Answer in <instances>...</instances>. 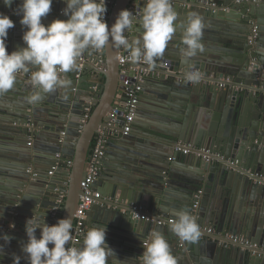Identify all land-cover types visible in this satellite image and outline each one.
Returning a JSON list of instances; mask_svg holds the SVG:
<instances>
[{
  "label": "water",
  "instance_id": "95a60500",
  "mask_svg": "<svg viewBox=\"0 0 264 264\" xmlns=\"http://www.w3.org/2000/svg\"><path fill=\"white\" fill-rule=\"evenodd\" d=\"M172 2L181 20L191 13L204 19V51L196 57L182 56L179 30L158 61L169 65L158 64L152 71L140 62L120 64L119 55L127 52L109 43L104 62L99 51L86 52L80 69L66 74L72 81L67 100L63 92H57L29 104L28 76H19L12 90L0 94V139L4 144H0V156L19 162L15 169H0V235L11 238L9 243L0 240L4 245L0 264H13L14 254L21 256L20 264H27L21 244L27 241L26 219L33 214L46 212L49 225L69 217L74 233L81 181L96 134L103 127L113 128L118 138L108 143L93 183L103 197L91 206L86 218L88 222L90 218L100 220V227H106V243L118 247L112 248L115 254L108 264H140L141 240L154 228L164 234L178 264H264V255L241 243H226L217 233L228 230L264 245V182L254 177L264 174V0ZM20 3L15 0L6 7L0 0V13L10 14ZM143 3L106 0L109 28L120 10L137 13ZM65 7L64 0H53L50 14L42 22L66 20L60 13ZM15 17L17 23L6 41L9 53L24 46L22 16ZM192 65L201 75L195 83L183 79ZM137 70H145L143 90L154 95L149 112L152 120L148 125L144 120L133 121V132L123 135L128 99L125 80L133 78ZM224 78L230 80L220 86ZM89 107L92 112L85 121ZM114 108L118 115L109 126ZM139 115L137 112V119ZM29 122L33 132L25 125ZM29 137L34 138V147L26 150L23 145ZM181 143L209 149L223 158L207 161L190 153L173 159L175 147ZM230 159L239 163L233 166ZM108 165L113 168L105 171ZM198 196L203 199L194 209ZM134 206L149 219L134 217ZM182 209L195 216L200 227H213L216 232L201 229L200 239L191 244L180 241L170 231V224L158 223L161 216H176Z\"/></svg>",
  "mask_w": 264,
  "mask_h": 264
},
{
  "label": "clouds",
  "instance_id": "9594fccd",
  "mask_svg": "<svg viewBox=\"0 0 264 264\" xmlns=\"http://www.w3.org/2000/svg\"><path fill=\"white\" fill-rule=\"evenodd\" d=\"M14 2L3 0L6 7ZM64 2L66 7L62 15L67 19H55L45 25L42 21L50 14L53 0H21L15 11L22 16L24 46L11 53L6 41L15 24L8 15L0 13V94L12 90L20 74H25L29 76L27 83L32 89L27 97L29 104L35 105L45 95L57 92H63V99L67 100L72 81L66 74L80 69L86 52L101 51L109 43L125 50L129 62L146 65L147 71L157 68V62L163 59L178 30L182 33L184 47L180 51L184 58H194L204 51L202 37L206 25L203 17L191 13L181 20L172 0H144L137 13L122 9L110 28L105 20L106 0ZM137 32L139 35L129 36ZM183 79L195 83L201 75L192 65L184 72ZM170 231L180 241L191 244L198 242L202 235L196 217L184 209L176 213ZM25 232L27 241L21 244V251L27 264H108L115 254L106 243V227H92L82 243L76 242L69 217L49 225L46 212L33 214L26 219ZM10 239L7 234L0 235L5 243ZM141 242L140 264H178L167 239L158 229H152ZM3 247L0 244V250ZM20 261L21 256L14 254L13 264H20Z\"/></svg>",
  "mask_w": 264,
  "mask_h": 264
},
{
  "label": "built area",
  "instance_id": "2783aa9c",
  "mask_svg": "<svg viewBox=\"0 0 264 264\" xmlns=\"http://www.w3.org/2000/svg\"><path fill=\"white\" fill-rule=\"evenodd\" d=\"M240 1V0H237ZM105 20L108 21V15L107 12L105 14ZM254 33H256L257 28L255 27L253 29ZM100 52V59L104 62L103 52L104 49L99 51ZM127 55L122 56L119 55V62L120 64H124L127 59ZM158 63V62H157ZM159 65L163 67H167L169 64L168 62H161L158 63ZM123 72L126 73V70L123 69ZM144 73L145 70H137L136 75H134L133 78L127 77L125 80V85H127V101L124 104L125 108V125L122 129L123 135H129L132 132L133 129V121L137 115L138 111V103L140 99L141 92L143 90V82H144ZM21 77L28 76L25 74H20ZM29 77V76H28ZM230 78H224L223 82L220 83V86H224L225 82L229 81ZM92 112V107L87 108V113L85 114V120H88V117L90 116ZM118 109L114 108L111 111V117L113 118L109 122V126L114 125L115 118L117 117ZM28 130L33 132L34 131V125L33 123L29 122L27 124ZM116 131L113 128H100L99 132L96 134L95 137V144L91 150V155L88 160L87 166H86V176L81 181V188H82V194L80 195L79 205L77 207L76 213H75V230H74V238L76 242H80L83 239V236L86 231V213L91 208L93 204H97L102 199V192L99 190H96L93 186L94 181L97 179L99 171H100V162L102 157L106 154V147H107V136L108 135H114ZM64 134V132L62 133ZM29 144H32V142H29ZM190 153H193L197 156H202L207 161L211 160H218L220 158H223L219 153L212 152L209 149L199 148L197 146H193L190 144H178L175 147V154L173 156V159H176L177 156L180 154L182 155H188ZM231 165L236 166L239 161L238 160H229ZM73 160L68 161V165L72 166ZM254 177L259 180L260 182H264V174L263 173H255ZM198 199H200V196H198ZM60 203L64 201V196L62 195L60 199L58 200ZM198 200L194 204V208H197L199 206ZM134 209L136 212H134V217L136 218H143V219H149L148 215L146 213L140 212L141 208L138 206H134ZM175 218L173 217H164L161 216V218L158 220L159 224H171V222ZM201 229H203L206 232L213 233L214 229L212 227H206L201 226ZM228 240L233 241L235 243H241L245 247L249 248L253 253H256L258 255H264V245H260L258 243L250 241V239L235 235V234H229L227 235Z\"/></svg>",
  "mask_w": 264,
  "mask_h": 264
},
{
  "label": "crops",
  "instance_id": "0c3cea01",
  "mask_svg": "<svg viewBox=\"0 0 264 264\" xmlns=\"http://www.w3.org/2000/svg\"><path fill=\"white\" fill-rule=\"evenodd\" d=\"M11 13L10 14H7L8 16H10V19H12L13 18V22H14V24H16L17 23V17L19 18L20 16H17V17H15L17 14H16V12L14 11V10H11L10 11ZM61 14H62V12H60ZM12 15V16H11ZM15 15V16H14ZM153 94L152 93H150V92H145L144 90H142V92H141V95H140V99H139V103H138V115H139V119H137V116L135 117V119H134V122L136 121V122H139V123H141L142 122V120H144L143 121V123L144 124H146V125H148V122L149 121H151L152 119H150V116H149V112H150V108H152L153 106H152V104H153ZM13 122H14V120H12ZM85 121H87V120H85ZM12 122V123H13ZM156 123H159V124H163V125H165V126H168V127H170V124H168V123H165V122H158V121H156ZM17 123L15 122L13 125H16ZM28 124V123H27ZM27 124H25L26 125V127H27ZM19 125V124H18ZM21 128H23V126H20ZM135 129V125H133V129H132V132H133V130ZM140 131H145V127L144 128H142V129H140ZM118 137H115V134L114 135H108L107 136V145H108V143L110 144V142H111V140H115V139H117ZM29 140L28 141H26V143L23 145V148H25L26 150H31V149H33V147H34V138L33 137H29L28 138ZM29 142H32V144H29ZM1 143H3V140L2 139H0V144ZM113 144V143H112ZM1 146L3 147L4 146V144H1ZM111 146H113V145H111ZM18 147H20V148H22L21 146H18ZM92 150V149H91ZM114 151H116V150H114ZM117 152V151H116ZM115 157H117V156H115ZM183 158H186V157H183ZM19 166V162H16V161H14L13 159H9V158H4V157H1L0 156V169H2V168H9V169H11L12 167L15 169V168H17ZM113 168V165L111 166H107L106 168H104V170L105 171H108L109 169H112ZM32 169V168H31ZM1 186V185H0ZM96 190H99V191H102V190H100L99 188H96V187H94ZM200 199H203V196H200ZM199 199V200H200ZM197 202V201H196ZM195 202V203H196ZM194 203V204H195ZM199 204H200V202H199ZM199 207V206H198ZM197 207V208H198ZM197 208H194V209H197ZM171 217H173V218H175V216H171ZM102 223L100 222V220H98L97 218H90V221L88 222L87 221V218H86V231L85 232H87L90 228H92V227H100V225H101ZM213 228V227H212ZM214 232H216V230H214ZM218 233V235H219V237H221L226 243H229V244H231V243H235V242H233V241H230V240H228V238H227V235H229V234H234V233H231L230 231H228V230H226V231H221V232H217ZM235 235H240V236H244L243 234H235ZM244 237H246V236H244ZM82 241H83V239H82ZM82 241H81V243H82ZM111 248H114V249H116V248H118V247H116V245L115 244H108ZM120 251H122V249L120 248Z\"/></svg>",
  "mask_w": 264,
  "mask_h": 264
},
{
  "label": "trees",
  "instance_id": "16d2710c",
  "mask_svg": "<svg viewBox=\"0 0 264 264\" xmlns=\"http://www.w3.org/2000/svg\"><path fill=\"white\" fill-rule=\"evenodd\" d=\"M94 144H95V140H94V142H93L92 148H93ZM90 155H91V152H90Z\"/></svg>",
  "mask_w": 264,
  "mask_h": 264
}]
</instances>
